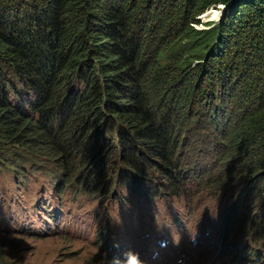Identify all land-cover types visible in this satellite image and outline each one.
I'll return each mask as SVG.
<instances>
[{
    "label": "trees",
    "instance_id": "obj_1",
    "mask_svg": "<svg viewBox=\"0 0 264 264\" xmlns=\"http://www.w3.org/2000/svg\"><path fill=\"white\" fill-rule=\"evenodd\" d=\"M210 8L220 17L202 20ZM8 155L17 177L51 161L59 195L118 186L190 205L193 187L244 179L226 230L264 245V0H0ZM195 157L210 163L192 171Z\"/></svg>",
    "mask_w": 264,
    "mask_h": 264
},
{
    "label": "rangeland",
    "instance_id": "obj_2",
    "mask_svg": "<svg viewBox=\"0 0 264 264\" xmlns=\"http://www.w3.org/2000/svg\"><path fill=\"white\" fill-rule=\"evenodd\" d=\"M219 17L220 13L216 15L215 9L210 8L201 19ZM196 158L192 171L210 163L209 158L202 161ZM46 163L49 170L44 167L31 170L27 166L17 177L15 171L20 164L17 165L13 156L0 160V255L11 264L101 262L100 245L87 238L93 234V240L96 229L106 220L115 236L130 238V248L137 249L134 264H259L264 254V245L247 235L238 223L226 230V218L234 210L235 197L244 179L214 191L212 187H193L190 205L184 197L166 193L148 201L135 191L118 186L93 195L75 192L74 186H67L59 195L52 175L56 166L51 161ZM185 180L191 186L197 182ZM58 198L63 207L54 206ZM258 203L255 208L259 207L260 211ZM71 207L74 216L65 214V209L71 214ZM50 213L51 219L53 215L65 214L63 225L56 232L41 235L30 232L49 220ZM224 231H227L225 235ZM229 238L233 243L245 242L244 249L254 246L259 258L253 252L242 259L235 256L234 250L231 256L224 245ZM245 253L249 252L245 250ZM128 263L131 264V259Z\"/></svg>",
    "mask_w": 264,
    "mask_h": 264
},
{
    "label": "clouds",
    "instance_id": "obj_3",
    "mask_svg": "<svg viewBox=\"0 0 264 264\" xmlns=\"http://www.w3.org/2000/svg\"><path fill=\"white\" fill-rule=\"evenodd\" d=\"M9 80L11 82H14V83L18 82L16 77L13 75H9ZM22 96L26 97L28 99H33L34 92L32 90H27L24 93L22 92L21 97ZM10 97H11L12 101L15 100V102L19 103V99L15 96L12 97V93L10 94ZM187 180H189V179H187ZM53 192H54V190H53ZM137 194H140L141 196H143L141 193H137ZM158 195L151 196L150 200L147 199L146 196L145 197L143 196V198L148 200V201H151L153 198H155ZM168 195L169 194H167V196ZM54 206L63 207V205L61 204V198L60 199L58 198V200H56V203L54 204ZM44 207L47 208L46 203H44ZM65 214L74 216L75 215L74 207H71V214H70V211L68 209H65ZM65 214L63 216H61V214L57 215V216L53 215V217L51 219V213H50V219L49 220H47V221L44 220V222L41 223L37 229H34L30 232L37 233L40 235L44 234L47 231L56 232L58 230V228L63 225V222H64L63 219L65 217ZM53 219H55V220H53ZM109 223L110 222L106 220V222L104 224L100 225L96 229L95 232H97V233H96L93 240H91V237L93 236V234L89 235L87 238V241L92 242V243L93 242L98 243L100 245L99 246L100 252L98 253V256H99V261H101V262H97L95 264H107L108 263L106 256L103 255V252H102L103 249H104V254L111 255L113 257L114 261L117 262L118 264L119 263L120 264H129L128 262L130 261V259H131V264H134V261L136 260L135 259V252L137 249H131L130 248V238L129 239H123V237L119 234L117 236H115L113 230L110 228ZM102 240H103V243H102ZM127 240H128V244L126 245ZM245 254H247V253H245ZM245 254L243 253L244 258H246ZM255 256H257V255H255ZM261 257H264V254ZM239 258H241V257H239ZM258 258H259V255H258ZM111 264H113V263H111Z\"/></svg>",
    "mask_w": 264,
    "mask_h": 264
}]
</instances>
